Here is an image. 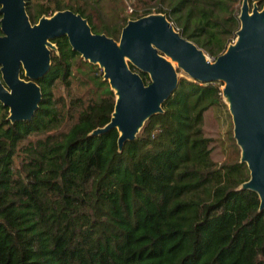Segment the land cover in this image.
Returning a JSON list of instances; mask_svg holds the SVG:
<instances>
[{"label":"trees","instance_id":"obj_1","mask_svg":"<svg viewBox=\"0 0 264 264\" xmlns=\"http://www.w3.org/2000/svg\"><path fill=\"white\" fill-rule=\"evenodd\" d=\"M241 3L26 0L25 10L31 24L69 10L116 41L129 20L163 14L214 60L235 39ZM53 44L31 120L12 124L0 105V264H264V211L255 193L238 190L249 172L222 85L179 78L163 114L119 152L115 129L91 135L115 103L101 70L66 37ZM209 110L226 125L230 161L212 159L215 141L202 129Z\"/></svg>","mask_w":264,"mask_h":264},{"label":"water","instance_id":"obj_2","mask_svg":"<svg viewBox=\"0 0 264 264\" xmlns=\"http://www.w3.org/2000/svg\"><path fill=\"white\" fill-rule=\"evenodd\" d=\"M25 3L0 0V105L10 123L30 121L37 111V82L49 72L51 54L57 53L53 41L61 37L84 62L97 66L109 85L115 97L110 122L91 135L115 129L119 152L149 119L163 114L179 78L220 83L239 162L249 172L238 190L255 193L264 211V6L250 8L242 0L234 41L211 60L163 14L129 20L116 41L93 33L86 19L69 10L31 24ZM140 74L147 76V84Z\"/></svg>","mask_w":264,"mask_h":264},{"label":"rangeland","instance_id":"obj_3","mask_svg":"<svg viewBox=\"0 0 264 264\" xmlns=\"http://www.w3.org/2000/svg\"><path fill=\"white\" fill-rule=\"evenodd\" d=\"M248 4L250 8H252V6L254 5H250V3ZM255 5L258 7L257 4ZM127 11L128 10H126L125 13H127ZM103 12H106L105 9H103ZM202 129L206 137L211 138L215 141L212 146V159L217 163L230 161L233 156L232 150L230 148H228L230 150L224 149V147L228 145L224 142L226 125L221 120L217 119L214 111L209 110L205 113L202 123Z\"/></svg>","mask_w":264,"mask_h":264},{"label":"built area","instance_id":"obj_4","mask_svg":"<svg viewBox=\"0 0 264 264\" xmlns=\"http://www.w3.org/2000/svg\"><path fill=\"white\" fill-rule=\"evenodd\" d=\"M130 12H131V10H130V9H128L127 13L129 14Z\"/></svg>","mask_w":264,"mask_h":264}]
</instances>
